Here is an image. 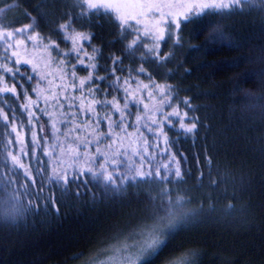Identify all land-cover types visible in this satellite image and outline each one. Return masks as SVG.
<instances>
[{"label":"trees","instance_id":"1","mask_svg":"<svg viewBox=\"0 0 264 264\" xmlns=\"http://www.w3.org/2000/svg\"><path fill=\"white\" fill-rule=\"evenodd\" d=\"M0 9L4 10L0 12V32L25 29L12 42L24 41L19 49L21 58L37 64L38 71L46 76L42 81L28 82L29 65L22 69L26 73L24 80L5 77L0 83V87L4 83L9 87L23 85V88L17 87L18 99L3 97L5 104L12 103L17 107L15 115L18 119H10L8 127L0 124V132L5 133V143L16 140L18 133L29 152L39 153L41 163L48 161L43 187L39 183L29 187V192L42 193L37 200L25 190L29 181L24 179V169H20L19 176L10 171L12 161L8 151L18 156L22 145H10L8 151H0V161L7 158V167L0 163V174L4 177L0 180V264H81L92 255L104 256L108 245L115 241L116 230L134 227V221L145 212L143 207L146 208L148 201L156 204L155 213L165 211L168 216L176 215L182 219L177 226L168 229V234L162 237L165 242L155 253L149 252L141 264H161L165 256L178 251L198 253V264H264V77L260 75L264 72V62L258 60L264 53V7L245 14L225 10L228 17L223 19L213 16L212 10H206L182 21L180 30L173 25L171 39L161 43L159 49L161 56L172 54L163 64L140 59L146 51L144 45L152 46L151 37H144L139 50L133 49L134 55L129 54L127 45L136 38V32L121 29L115 13L80 16L82 9L77 0H0ZM69 20L72 21L70 28H60ZM132 23L141 33L153 31L150 27L141 28V23ZM162 28H165L167 39V22ZM213 30L222 31L239 46L231 47L228 41L220 39L206 42ZM72 32L89 37L88 41H78L83 48L80 57L85 53L91 57L95 55L93 49L98 50V59H85V65H100L94 76H105L116 69L103 84L98 85L93 80L80 87V80L88 77L89 70L74 67L78 62L75 55H63L73 48L71 39L66 40V35ZM178 38L182 48L173 47ZM53 42L57 47H49ZM193 45L198 46V50H193ZM4 47L0 44V51ZM117 57L122 63L114 65L113 60ZM232 61L238 63L232 64ZM178 64L181 66L177 67ZM62 67L66 71L63 76ZM141 67L145 70L144 75L138 74ZM120 68L124 71H119ZM170 71L175 74L167 75ZM125 80L129 83L125 84ZM109 82L116 83L121 91L109 89ZM38 84L51 103L45 104L43 98L39 99V108L46 111L30 109L40 119L28 127V114L21 116L18 105L25 102L26 96L37 100L32 89ZM149 84L151 88H143ZM157 85H170L171 95L175 97L163 109L164 113L176 110L183 115L187 112L189 117L199 120L194 133L178 137L176 132L165 127L163 131L169 143L163 136L149 134L146 126L149 118L156 119L157 123L163 118L144 109L145 104L150 109L166 98L160 96ZM97 87L100 91L89 95L90 90ZM124 87L130 88L143 101L138 108H132V115L127 117L135 127H128L124 132L112 129V136L99 144L78 147L80 140L77 138L92 140L99 135L94 132L95 114L103 116L112 112L110 107L97 108L96 113L88 116L80 112L81 107L93 99L112 101L114 98L122 106ZM65 93L73 99H65ZM186 98L194 111H189L182 103ZM69 104L75 107L69 108ZM3 107L0 104V108ZM71 112L79 114L70 117L67 114ZM11 115L9 113L10 118ZM138 115L143 117L139 124L136 122ZM66 119L68 123H63ZM53 120L59 132L55 135L53 132L49 135L41 133V126L51 127ZM183 122L186 125L193 123L190 119ZM107 123L105 117L100 132L110 131ZM180 123L175 120L176 127ZM13 126L17 132L8 136L6 133ZM77 127L83 131L72 130ZM120 127L124 128V124ZM152 131L159 133L161 129L154 127ZM34 133L37 138L43 135L47 141L40 149L30 144ZM148 144L151 147H146ZM108 146H111V153L123 148L128 156L134 151L141 154L147 151L154 156L157 167L169 164L171 160V167H179L181 175L178 179L173 172L171 180H166L167 173L156 172L154 168V179L133 184L115 194L106 192L102 183L89 184L81 195H77L79 190L75 185L49 186L48 177L53 173L54 162L60 161L55 169L64 174V169L72 164V149L94 154L97 147L106 151ZM165 150L167 155H160ZM44 152H55L56 155L45 157ZM18 163L25 168H39L30 156L20 157ZM79 166L86 167L83 159ZM136 167H141L139 156ZM143 167L151 165L145 162ZM40 171L43 173V169ZM29 175L38 179L34 172ZM45 196L50 197L47 202Z\"/></svg>","mask_w":264,"mask_h":264},{"label":"snow or ice","instance_id":"2","mask_svg":"<svg viewBox=\"0 0 264 264\" xmlns=\"http://www.w3.org/2000/svg\"><path fill=\"white\" fill-rule=\"evenodd\" d=\"M77 2L80 4V7L82 9L80 16L84 15H91L95 14L97 17L104 13H115L116 19L119 21V25L121 29H131L136 32V38L133 39L128 45L127 50L129 54H133L132 50L136 49L139 50L141 41L144 37H151L153 40L152 46H149L147 44L144 45V48L146 51L141 55L140 59L144 60L145 58L150 59L158 64H163L164 61L169 60L171 57V53L167 55H159V49L161 46V43H166L167 40H170L172 37V26L174 25L176 30L181 29V23L182 21H188L193 14L195 15H201L206 10H212V15L215 17H218L220 19L226 18L228 16L225 15V10H228L232 13H240L245 14L246 12H250L253 9L259 11L261 7H264V0H200V2L195 3H188L183 4L181 7L184 9L183 13L177 14L176 19L168 20V36L167 39L165 37V28L157 26L155 28V33L151 30H146L143 33L139 31V28L133 25V21H135V25L140 24L139 14H132V13H126L122 12L121 9L123 7H127L126 5H121L118 3L112 2V0H77ZM141 8L149 7L147 5H140ZM3 9H0V12H3ZM149 11H151V8L149 7ZM25 16H27V13H24ZM76 17H73L75 19ZM71 20H69L66 24L60 25V28L62 29H68L71 27ZM210 22V20H209ZM208 22V23H209ZM165 21L161 20L158 22V24H163ZM25 29L23 28H17L14 31H8V32H0V44H4L5 47L2 51H0V61H6L4 63H0V83H3L5 80V77H8L12 80H16L19 78L20 80L25 79L26 73L22 71V69L27 68L29 65H31V74L27 75L28 82L32 80H44L46 79V76L38 71L37 64L33 63L31 60L22 59L21 58V52L19 49L24 44V41L17 40L15 43H13V39L15 36L20 35L24 32ZM59 31V29L57 30ZM29 40L34 39L33 37H28ZM71 39L73 43V48L70 52L63 53L64 56H72L75 55L78 58V62L76 66H82L89 70V75L86 78H83L80 80V87L85 86L87 83L92 82L93 80L96 81V83L103 84L107 79L109 75H113L115 70H113L112 73H107L105 76H94L95 71L100 67L99 64L91 63L88 65H85V59L89 60H95L99 58V53L97 49H93V52L95 55L89 57L87 53L83 57H80V52L83 51L82 46L78 43L80 40L88 41L89 37L85 34L79 33V32H72L68 33L66 35V40ZM226 40L229 42V45L231 47H238V44L233 43L228 36H226L222 31L219 30H213L209 36L206 38V42L209 40ZM49 47H57L55 42L53 44L49 45ZM174 48H182L183 44L181 43V39L178 38L175 40L173 44ZM193 50H198V46H191ZM10 52V54H9ZM148 53H151V56H148ZM109 59H112L109 57ZM261 62H264V53L258 58ZM63 64V62H61ZM122 60L121 58L117 57L113 60V64H121ZM232 64L238 63V61H232ZM10 64L14 66H9ZM181 65L178 64L177 67H180ZM119 71L123 72L124 69L120 68ZM189 71V70H186ZM61 74L62 76L66 74L65 69L61 68ZM140 75L145 74V70L143 67L139 69ZM174 71H170L167 73V75L172 76L174 75ZM260 75L264 77V72H261ZM72 78L73 81L75 79V72H72ZM119 79V78H117ZM125 84L129 83V80L124 81ZM23 88V85H17L13 84L11 87H9L6 83L3 84V87H0V104H3L4 107L0 108V124L3 125V127H8L10 123V119L12 121H15L18 119V117L15 115L17 111V107H13L12 103L5 104L3 97L11 96L15 99L19 98V94L17 93V87ZM107 87L109 89H115L117 92H120L121 89L117 87V84L114 82H109ZM152 85H143L144 89L151 88ZM156 89L158 90L161 97H166L164 99H161L159 103H155L152 105V107L149 109V106L147 104L144 105V109L151 111L154 115H160L163 118L157 123L156 119L149 118V122L147 123V129L151 136H163L165 137V142L169 143L167 140V136L163 129L166 127L169 131L176 132L177 136L179 137L180 134H183L185 137H187L188 134L194 133L197 130V125L199 123V120L196 117H189L188 113L185 112L183 115H181L178 111L173 110L169 113H164L163 109L170 104V100L174 99L175 97L171 95V86L170 85H157ZM75 90H80L79 88H76ZM43 89L39 87V84L32 89V92L37 96V100L33 101L30 97L26 96L25 102L23 104L18 105V109L20 112V115L23 116L24 113L28 114L29 118V124L28 127L32 126V122L35 121L36 123L39 122V117L35 114V112L31 111L30 109L36 108L38 111L44 112L45 109H40L38 101L40 98H43L45 104L51 103L48 97L43 95ZM100 88L97 87L95 89L90 90L89 95L95 92H99ZM123 105L117 101L116 98H114L112 101L108 100H96L93 99L91 102L87 103L86 106H82L80 109V112H83L85 115L91 116L92 114L96 113L97 108H111V113H105L103 116L100 114H95L94 116V123L96 125L94 132L99 133V135H96L95 139L88 140L86 137L84 139H80V143L78 147L80 148H87L89 145H96L99 144L101 141L108 139L110 136H112V129H120L121 132H124L126 128L128 127H135L130 121L127 120V117H130L132 115L131 109L132 108H138L140 104L143 102L141 99H138L134 93H132L131 89L128 87L123 88ZM108 93L106 92L105 95ZM152 93H149V97H151ZM65 99H73L71 97H68L65 93L64 95ZM185 106L188 107L189 111H194L195 109L192 108L189 104L188 99H184L182 102ZM69 108L75 107L73 104L68 105ZM7 109V111H5ZM9 113H12L11 118L9 116ZM78 112H71L67 115L70 117H74L78 115ZM118 116L117 119H112V116ZM105 117H107L108 123L107 126L110 129L109 132H100V125L105 122ZM49 119H52V115L49 114ZM143 119L141 116L136 117V122L139 124L140 121ZM185 119H190L193 121L190 125H186L183 121ZM175 120H180L181 123L179 124V127L175 126ZM63 123H68V120L66 119L63 121ZM121 124H124V128H121ZM23 127L24 125L21 124ZM145 125H141V127H144ZM88 127H91L89 125ZM154 127H159L161 131L159 133H156L152 131ZM51 129L53 134L59 132V129L56 126V122L53 120V123L51 124ZM73 131H83V129L77 127L72 129ZM41 133L46 134L47 129L41 126L40 128ZM17 132V128L15 126L11 127V130L7 132L6 134L8 136H12L13 133ZM5 133L0 132V145H3V149H0V151H8L10 145H16L20 144L22 145L20 147L19 155H12L11 151H8V156L11 158L12 165H11V173L12 175L19 176L20 175V169H24V179L26 181H29V184L25 186V190L27 194L29 195H35L36 199L39 200L41 196V192H29V187L33 184L39 183L40 187H43V181H44V173L47 172V165L48 161L45 160L44 163L40 162V154L37 152H29L24 146H23V140L19 138V134L17 133V139L16 140H9L7 143L3 140V136ZM43 143H47V141H44L43 135H41L39 138H37V135L34 133L32 136V140L30 142L31 146L40 149L43 146ZM171 143H175V141H171ZM146 147H151V144L146 145ZM14 151V149H13ZM43 155L45 157H49L56 155L55 152H44ZM160 155H167V150L160 153ZM24 156H30L31 159L39 165V168H25L23 164H19V158ZM140 157V164L141 167H136V157ZM183 158V157H181ZM5 161H0V163H5V167H7ZM83 159L84 165L86 167H78V163ZM71 160L72 164L69 165L67 169H64V174H61L60 172H57L55 169V165L59 164L60 161L57 160L54 162V168L53 173L51 176L48 177V183L49 186L55 184L57 186L61 185L62 183L66 185H75V187L79 190L77 195H81L85 193V190H87L89 184L96 185L98 183H102L103 187L106 192H110L112 194H115L119 192L120 190L131 186L133 184H140L143 182H147L149 179H154L156 176V173L153 171V169H156V172L159 173H167V176L165 177L166 180H171L173 172L176 174L177 178L179 179V176L181 175V170L179 167L173 169L171 167V160L169 164L159 166L157 167L156 163L154 162V156L150 155L147 151H144L143 154L134 151L131 156H128L126 151L123 150V148L117 149L115 153H111V146H108V149L106 151L101 150V148L97 147L95 153H89L85 151L84 153L78 152L76 149L71 150ZM103 160V163H100V161ZM147 162L148 165H151L149 168H144L143 165ZM99 165L98 168H96V165ZM40 169H43V173L40 171ZM34 172L35 178L31 177L29 173ZM3 175L0 174V180H3ZM45 202H47L50 197L45 196L44 197ZM93 199H95V193H93ZM30 208L33 207L32 204L29 205ZM148 219V218H147ZM160 228L159 225L154 223L153 225H144V228L141 229L139 233H132V235L129 237V239L133 240V243L127 244L124 248L119 249L120 253V264H141V262L146 258L149 252L155 253V251L158 249L160 245H162L165 240H161L159 237ZM167 231H165V235H167ZM136 238V239H134ZM128 252L129 255H123V253ZM198 253L192 252L189 254H183L179 256H175L172 260V264H198Z\"/></svg>","mask_w":264,"mask_h":264},{"label":"rangeland","instance_id":"3","mask_svg":"<svg viewBox=\"0 0 264 264\" xmlns=\"http://www.w3.org/2000/svg\"><path fill=\"white\" fill-rule=\"evenodd\" d=\"M112 2L126 5L127 7H123L121 9L122 12L139 14L141 23L140 27H150L153 32H155V28L157 26L162 27V25H164L168 20L176 19L177 14L184 12L181 5L200 2V0H112ZM140 5L149 6L151 11H149V7L141 8ZM161 20L165 21V23L158 24ZM46 129L48 131L45 135H49L50 133L52 134L51 127L47 126ZM79 163H81V161ZM79 163L78 167H81L79 166ZM156 208V204H154L153 201H148L146 208L143 207L145 212L138 216V219L134 221V227L130 225L129 227L121 229L118 228L116 230L117 235L114 236L115 239L113 238L115 241H113L111 245L109 244V247L106 246L108 249L105 250L107 252L104 256L92 255L88 261H84L81 264H120L119 249L124 248L127 244L133 243V240L129 239V237L132 233H139L141 229L144 228L145 224H158L160 228L159 237L163 240L162 237L165 234L164 232L168 231L171 227L177 226L178 222H180L182 218L176 215L168 216L165 211H162V214L155 213L154 211H156ZM129 254L130 253L128 252L123 253L125 256Z\"/></svg>","mask_w":264,"mask_h":264},{"label":"clouds","instance_id":"4","mask_svg":"<svg viewBox=\"0 0 264 264\" xmlns=\"http://www.w3.org/2000/svg\"><path fill=\"white\" fill-rule=\"evenodd\" d=\"M184 252L183 251H178L176 252L174 255L172 254H169L167 256H165L162 261H161V264H172V260L175 256H179V255H183Z\"/></svg>","mask_w":264,"mask_h":264}]
</instances>
